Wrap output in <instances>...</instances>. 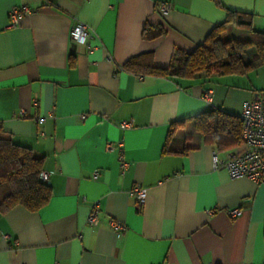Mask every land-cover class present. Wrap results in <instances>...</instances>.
I'll use <instances>...</instances> for the list:
<instances>
[{
	"label": "crops",
	"instance_id": "obj_1",
	"mask_svg": "<svg viewBox=\"0 0 264 264\" xmlns=\"http://www.w3.org/2000/svg\"><path fill=\"white\" fill-rule=\"evenodd\" d=\"M219 1L222 7L213 0H0V124L43 156L51 189L37 211L0 212V264H264V183L214 169L213 151L222 157L241 144L216 150L190 120L209 108L206 90L212 108L239 116L245 100L264 96V65L195 79L123 67L141 54L168 66L176 51H192L223 22L226 9L252 14L264 31V0ZM161 2L171 6L165 14ZM18 5L31 12L7 28ZM78 22L90 36L75 45L70 30ZM145 27L164 33L147 39ZM224 37L249 39L229 24ZM129 118L132 126L121 130ZM119 140L124 169L118 151L106 149ZM135 185L146 189L139 206ZM95 201L98 224L89 226ZM232 208L241 214L231 217ZM111 220L124 232L116 234Z\"/></svg>",
	"mask_w": 264,
	"mask_h": 264
},
{
	"label": "trees",
	"instance_id": "obj_2",
	"mask_svg": "<svg viewBox=\"0 0 264 264\" xmlns=\"http://www.w3.org/2000/svg\"><path fill=\"white\" fill-rule=\"evenodd\" d=\"M213 1L222 7L219 0ZM228 24L247 32L249 39L239 41L224 37ZM163 33L162 28L149 30L145 27L142 35L149 39ZM260 65H264V31L253 27L252 14L226 9L223 22L214 26L192 51H176L168 66L156 67L152 64L150 54H141L127 60L123 67L137 75L195 79L212 73L243 75ZM190 120L203 140L211 143L216 150H226L242 142V121L239 116L208 108ZM185 121L172 122L168 138L172 137L176 129L184 126ZM42 161L43 156L13 142L0 124V212L16 206L33 212L48 203L51 189L40 178Z\"/></svg>",
	"mask_w": 264,
	"mask_h": 264
},
{
	"label": "built area",
	"instance_id": "obj_3",
	"mask_svg": "<svg viewBox=\"0 0 264 264\" xmlns=\"http://www.w3.org/2000/svg\"><path fill=\"white\" fill-rule=\"evenodd\" d=\"M171 6L167 2H161L157 5V9L165 14L170 10ZM31 9L27 5L12 6L8 11L7 28H14L18 25L22 16L29 14ZM90 36L88 27L81 22L76 23L70 30V41L72 44L80 45ZM212 91L206 90L202 98L205 103L211 107ZM82 118L84 115L81 116ZM242 121L241 146L237 149L227 151L224 156H218L215 151L212 152V167H222L226 170L229 177L239 178L246 177L254 183H264V96H257L242 103L239 115ZM43 118H39L37 122L41 124ZM133 119H123L118 123L121 130L128 129L132 126ZM43 135V132H40ZM122 147V141L106 144V149L111 152L118 151V159L121 168H125L128 162L124 160L119 150ZM48 172L41 171L40 178L47 181ZM96 175V173H94ZM132 195L136 199V204L142 205L146 197V189L135 185L132 189ZM99 203L95 201L90 206L86 221L89 226L98 224ZM213 209L206 210L208 215L213 213ZM231 217H237L241 214L240 208H232L228 210ZM112 227L116 234H121L125 230V224L122 222L111 220Z\"/></svg>",
	"mask_w": 264,
	"mask_h": 264
}]
</instances>
